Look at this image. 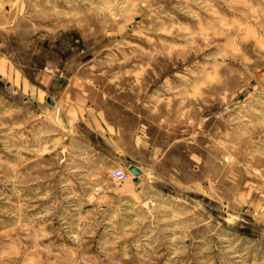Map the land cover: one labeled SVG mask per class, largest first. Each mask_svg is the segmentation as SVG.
<instances>
[{
  "label": "rangeland",
  "instance_id": "1",
  "mask_svg": "<svg viewBox=\"0 0 264 264\" xmlns=\"http://www.w3.org/2000/svg\"><path fill=\"white\" fill-rule=\"evenodd\" d=\"M0 264H264V0H0Z\"/></svg>",
  "mask_w": 264,
  "mask_h": 264
},
{
  "label": "crops",
  "instance_id": "2",
  "mask_svg": "<svg viewBox=\"0 0 264 264\" xmlns=\"http://www.w3.org/2000/svg\"><path fill=\"white\" fill-rule=\"evenodd\" d=\"M74 111L77 114V106H74ZM86 115L88 117H90V119H92L93 122L97 121L98 123L101 124V121L99 120L98 115L95 112L89 113V111H88L86 113ZM77 116H78V114H77ZM93 124L95 125V123H93ZM111 152H112V155L114 157H116L119 161H121L123 163H125V159L124 158H127V156L129 157V155H125L124 152H122V151H120L119 149H116V148L112 149ZM122 156H124V157H122ZM133 164L138 165L142 169L143 172L145 171L144 168L139 164L138 161L137 162H133ZM143 182H144L143 180H140L139 183H135L134 182V177H133L130 181H127V182L123 183L122 185H120L119 189L123 193H129V192L135 190V188L141 187Z\"/></svg>",
  "mask_w": 264,
  "mask_h": 264
},
{
  "label": "built area",
  "instance_id": "3",
  "mask_svg": "<svg viewBox=\"0 0 264 264\" xmlns=\"http://www.w3.org/2000/svg\"><path fill=\"white\" fill-rule=\"evenodd\" d=\"M111 177L119 182H125L131 180L134 177V174L129 170L128 167H115L111 171Z\"/></svg>",
  "mask_w": 264,
  "mask_h": 264
},
{
  "label": "water",
  "instance_id": "4",
  "mask_svg": "<svg viewBox=\"0 0 264 264\" xmlns=\"http://www.w3.org/2000/svg\"><path fill=\"white\" fill-rule=\"evenodd\" d=\"M48 101L53 104L54 101L49 98ZM129 170L134 174V182L139 183L140 180H147V175L143 173L142 169L136 164H130L128 166Z\"/></svg>",
  "mask_w": 264,
  "mask_h": 264
}]
</instances>
